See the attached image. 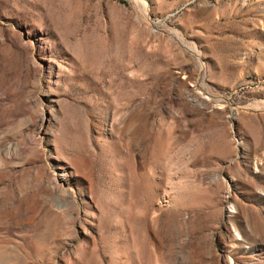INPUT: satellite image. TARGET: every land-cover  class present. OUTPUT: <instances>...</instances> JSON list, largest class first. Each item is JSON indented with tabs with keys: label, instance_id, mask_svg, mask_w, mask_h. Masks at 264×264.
Masks as SVG:
<instances>
[{
	"label": "rangeland",
	"instance_id": "374dc122",
	"mask_svg": "<svg viewBox=\"0 0 264 264\" xmlns=\"http://www.w3.org/2000/svg\"><path fill=\"white\" fill-rule=\"evenodd\" d=\"M0 264H264V0H0Z\"/></svg>",
	"mask_w": 264,
	"mask_h": 264
}]
</instances>
